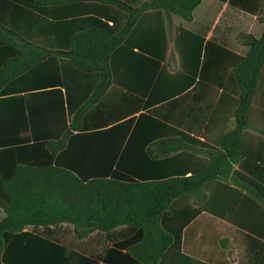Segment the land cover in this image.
<instances>
[{"label":"trees","instance_id":"obj_1","mask_svg":"<svg viewBox=\"0 0 264 264\" xmlns=\"http://www.w3.org/2000/svg\"><path fill=\"white\" fill-rule=\"evenodd\" d=\"M203 1H24L15 23L4 12L15 0H0V102L18 100L25 118L14 134H32L0 146V264H38L31 245L49 246L45 230L62 225L77 240L97 234L126 247L138 264H229V247L239 264H264V31L237 37L246 55L205 42L200 56L204 40L189 33L200 45L181 52L177 41L185 71L169 74L173 19L192 22ZM219 1L264 24V0ZM80 2L94 5L64 19L60 7ZM115 90L124 102L111 101ZM193 96L206 102L199 123ZM33 98H44L48 133L37 134ZM201 134L211 151L195 168L181 156L206 153L190 142ZM50 245L52 264H95Z\"/></svg>","mask_w":264,"mask_h":264},{"label":"crops","instance_id":"obj_2","mask_svg":"<svg viewBox=\"0 0 264 264\" xmlns=\"http://www.w3.org/2000/svg\"><path fill=\"white\" fill-rule=\"evenodd\" d=\"M24 1L27 3L30 2L32 4L35 3V0H15V2L12 4H7V2H5L6 5L4 6L5 7L4 12L10 11L13 14L17 13L15 16L12 17V20L15 23H18L20 20H22L21 15H20L22 13L21 12L22 10H20V8L18 7L19 6L18 4L24 5L25 4ZM41 1H43L45 4L48 3V2L46 3V0H41ZM204 1H207V5L204 8H202ZM204 1L194 11V18L192 22H184L178 17H174L173 19L172 27L171 29H169V35L171 39V49L173 53L171 64H173V67L168 70L169 74L176 75V74H179L185 71L184 66L182 67L180 63L181 62L180 61L181 60L180 51L177 50L176 48L177 41H179L178 44L180 46L181 52H182V46L184 49V45L188 42L198 43L196 44L197 46L200 45L198 40H196V38L195 39L191 38L189 33H193L201 37L204 40V43L201 46L202 54L200 56L203 55V50H204L203 46L205 42H214L216 44L222 45L234 51L237 54L246 55L248 49L245 46H242L241 44L238 43L237 37L241 33L253 35L252 32L258 30V25L262 26L260 29V32H261V35L263 34L264 24L258 20L257 16L244 12L238 8L232 7L228 3H224L219 0H204ZM85 5H94V4L90 2L88 3H84V2L67 3L60 7L61 9L60 11L61 13L64 14V19H70V18L76 17L77 15L79 16L80 14H82L81 11L83 10L81 9H83ZM48 6L49 5L47 4L46 7ZM7 7H9V9ZM3 9L4 8H0V12H2ZM231 9L237 10L240 13L236 14V12H234ZM246 15H250L251 18H247L248 16ZM159 27H160V24L157 23L156 29ZM182 38L184 40L185 39H189V40L184 41L182 40ZM158 40H159L158 32H156V42ZM199 51H200L199 48L197 49L196 47L192 50V53H193L192 55H194L195 57L191 59L192 60L191 62L193 63L197 62V59L199 58L197 57ZM134 52H137V49H134ZM126 55L130 56L131 58L134 57V54L133 52L130 51V49L126 50ZM1 59H3L2 55H0V60ZM165 60L167 59H164V60L162 59L163 70L165 69V65H166ZM2 63L3 61L1 60L0 66ZM127 75H129L128 78L135 77L133 76V72L131 70L127 71ZM192 89L193 87L188 90L191 92ZM151 91L152 90L148 91V95H146V100L149 98ZM123 94H124V91L115 90V94L111 96V101L113 102L123 101L124 102L125 99L123 98ZM33 99H35V101L33 100V102H31L33 118H35V120L37 121L39 119H41L42 121V124L40 125L42 132L40 133L37 132V134L41 135V133H48L50 132V126L45 122L44 119L49 117V115L43 111L38 110V109L41 110L42 109L41 107L46 106L45 102H44V105H42L40 102L44 98H33ZM38 99H41V100H38ZM7 100L9 101L11 100V102H13L14 104L10 108L8 106L10 105L9 104L10 102H5V103L0 102V146H8L15 141L17 142V140H20L23 137L27 138L28 136L30 137L32 135L27 130L23 131V133L18 132L14 134L15 128L20 125V121L21 119L25 118V115H23L22 113L21 114L22 116H20V113L18 110L19 109L18 105L20 104H18L19 103L18 100H14V99H7ZM191 101H192L191 108L194 110V113L192 116L193 122L199 123L201 122L202 117H203L200 109H205V110L207 109L206 102L205 101L197 102L196 100H194V96L193 98H191ZM154 106L156 107L159 105H154ZM36 111H38V114H35ZM139 115L140 113H138L136 116L138 117ZM193 136L194 135H191L192 138ZM49 138L51 139V137ZM194 138L196 139V141H190L191 144L199 148L203 147L204 152L206 153L204 154H193V153L183 154L181 156L182 157L181 159L182 161H185L187 165H190L195 168H198V167L202 168L206 164V161H208L207 151L208 153H210L209 151L211 150L209 149L211 148V146L209 145V148H207L203 145L204 142H206V140L202 134L199 136H194ZM5 216H6L5 212L2 209H0V222L5 218ZM222 223L224 225L222 227L223 232H227L230 234L234 233L233 229L232 228L230 229L231 225L229 223H226L225 221H222ZM28 230L31 231L32 229L29 228ZM45 231L48 232L50 236V237H46V240L49 246H47L46 244H43V246H41L40 248L38 247L40 243H37L34 246L31 245V249L29 250L30 256L28 257L29 262H32L31 260L32 258L35 262H37L36 260L42 257L40 261L38 262V264H52V259H51V256L49 255V253H51L49 247H52L50 245V243L52 242L54 244H59L61 246L66 245L70 249L75 250L77 253H79L80 255H84L87 258L93 256L94 257L93 260L95 264H138L135 261H133L131 257L128 255L126 247L117 248L114 242H109L105 240V238H103L102 235L95 234L85 240L76 239L74 243L73 240L71 239L72 237L71 231L69 230V227L67 225L58 226L56 228L47 229ZM72 234H74V232ZM200 235H202L201 232H199V235L197 234V237ZM118 242H122V241L119 240ZM187 247H189V249L195 252H202V251H199L198 249L196 250V247L193 246V244L189 243ZM229 248L231 252L230 256H228L229 264H239L240 263L239 260H237L236 255L233 254L234 250L232 249V247H229ZM202 250L205 253L204 256L208 257L209 259L213 258L212 244L205 245V247H203ZM78 258L79 256H76L74 260L77 261ZM196 258L204 263L207 262L206 258H200V257H196ZM26 259H27V256L24 257V260Z\"/></svg>","mask_w":264,"mask_h":264},{"label":"rangeland","instance_id":"obj_3","mask_svg":"<svg viewBox=\"0 0 264 264\" xmlns=\"http://www.w3.org/2000/svg\"><path fill=\"white\" fill-rule=\"evenodd\" d=\"M206 5H207V1H204V4L202 5V8H204ZM231 10H233L234 12H236V14H239V13H240V12L237 11V10H234V9H231ZM237 12H238V13H237ZM241 13H242V12H241ZM242 14H243V13H242ZM246 16H248L247 18H251L250 15H246ZM248 22H249V21H248ZM261 27H262L261 25H260V26L258 25V30L252 32L253 35H254L256 38H259L260 35H261V32H260ZM177 63H179V62H177ZM170 67L172 68V67H173V64H171ZM69 230L71 231V235H72L71 239H72L73 242L75 243V241H76V237H75L74 234H72V233H73V228H72V227H69ZM233 243H237V242L233 241ZM238 245H240V243H239ZM238 245H237V246H238ZM237 246H235V247L237 248ZM233 250H234V249H233ZM236 253H237L236 250H234V253H233V254L236 255ZM233 254H232V255H233Z\"/></svg>","mask_w":264,"mask_h":264}]
</instances>
